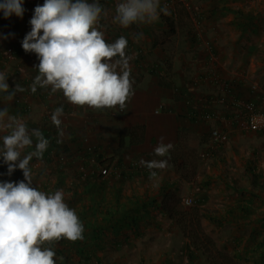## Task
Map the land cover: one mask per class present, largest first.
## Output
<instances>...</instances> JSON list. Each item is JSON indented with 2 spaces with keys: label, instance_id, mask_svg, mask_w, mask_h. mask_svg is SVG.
<instances>
[{
  "label": "rangeland",
  "instance_id": "1",
  "mask_svg": "<svg viewBox=\"0 0 264 264\" xmlns=\"http://www.w3.org/2000/svg\"><path fill=\"white\" fill-rule=\"evenodd\" d=\"M43 2L44 0H23L22 18L12 15L5 19L2 13L3 19L0 22V73L4 74L9 86L8 92H0V110L6 108L9 116L17 117L26 125L29 134L33 129L40 130L43 123L49 125L43 116L50 113L49 103L54 101L36 96L41 106L33 108L26 102L28 98L33 97L30 96L29 87L31 89L32 79L38 73L35 66L39 61L34 53L23 51L21 42L25 35L31 31L29 21L34 8L37 5H43ZM88 2H97L102 8L97 27L99 31L103 32L107 43H113L121 36L127 39L128 44L125 51L130 58V74L133 71L137 74L139 71L148 69H162V73H159L161 76L167 57H170L178 67H183L185 64L188 66L189 63L199 60V57L195 60L193 56L210 53L213 58L217 56L213 63L219 61L218 57H221L219 68L223 70L222 67H224V70L223 74L219 75V79L222 78V81L230 82L232 90L235 92L234 97L242 101L252 100L260 109L262 108L261 110H264V0H160L157 21L135 23L128 28H122L114 22L115 8L121 0L103 2L88 0ZM179 2L183 4L189 17L178 23L174 32H171L162 22L161 17L162 15L170 16ZM236 10L242 11L244 16L248 11H254V19L245 31H241L238 26L232 24ZM199 43H202L203 46L202 44L200 46ZM197 45L199 46L197 47ZM202 47L203 51H201ZM212 54H216V56ZM222 58L228 61L227 64L222 61ZM150 60L154 62L151 63ZM199 70L200 68L197 71L190 69L189 73L199 72ZM191 76L187 74L188 81ZM238 84L242 85L243 89L242 95L239 90L241 97L237 94ZM16 85H19L24 91L16 92L11 101L6 100L5 97L13 91ZM205 90V88L201 89L203 92ZM28 92L29 95H27ZM36 92L38 95V90ZM194 92L191 95L195 96L196 92ZM206 93L213 96V100L216 101L217 86L210 84L209 81V90H206ZM256 96L259 102L256 101ZM57 100L61 101V98ZM21 105L26 110H23ZM220 105L226 106V104ZM71 108L75 109L74 112L64 114L78 127L75 129L78 132L74 134L77 137L84 135L85 138L86 127L84 126V130L81 131L80 128L85 116L89 114V112L86 113L88 107L84 106L85 109H83L71 105ZM95 111L105 115L109 112L114 113L112 109ZM66 117L62 119L64 125L67 121ZM7 134H9L8 130L0 129V146H2V137ZM51 134L54 135V132ZM68 134L67 128L60 131L58 136L55 133V138H57L55 146H48L42 158L33 157L30 161L33 187H37L38 190L46 194H54L56 191L62 190L65 203L69 208L75 210L78 217V213H86L85 221L91 213L107 205L118 203L120 210L124 208L121 206H129L131 203L127 204L126 197L132 192L141 195L143 193L141 189H145L146 192L156 193L158 187L154 182L145 185L143 181L137 184L129 180L122 184V189L104 187L102 184L104 179L92 177L90 174L88 175L89 172H86L87 168L81 157L84 155H81L84 138L76 142V138H68ZM72 139L74 142L66 147L64 141L70 142ZM185 139L189 147L197 149L199 167L194 180L188 186L185 185V189L178 193L180 200L188 199L191 203L185 205L182 202L180 205L186 210L197 206L212 217L224 215L230 207L238 208L240 205H248L247 216L234 211L236 221L230 220V217L227 216L228 219L222 221L221 225H215L205 218H201V228L210 234L217 250L223 255L225 259L223 264H247L245 260L236 259L234 255L235 253H247L251 249L255 250L259 243H262V249H264V202L258 199L248 201L245 199L246 195L240 196L238 191L226 186L219 177L221 175L228 183L236 181V187L241 188L243 193H250L249 176L245 172L244 166L245 160L252 156L257 162L258 171L264 174V134L239 128L234 136L233 134L229 135L224 144L213 145L214 147L209 141L207 144L201 145L195 131H186ZM32 140L33 146L25 148L21 153V158L35 150L37 140L35 137H32ZM213 148H215L214 154L208 153V156L201 157V154H206L207 149ZM252 153L254 154L252 155ZM0 180L16 183L23 181L24 177L18 168L9 175L8 166L0 157ZM206 181H208L206 187L202 186ZM44 188H47V191H44ZM256 191L261 190L257 189ZM259 199L262 197L259 196ZM147 211L150 215H154L156 210L148 209ZM155 216L157 217V214ZM157 222L160 224L158 228L148 227L145 222H140L138 226L142 228L136 230L106 231L101 236L100 242H95L101 247L95 250V255L101 264H206L197 256L193 259L187 257L186 242L168 219L157 218ZM140 233L143 234L139 235ZM84 240L86 245L92 247V241L88 236ZM115 244H118L119 247ZM55 247L60 249L62 246L56 243ZM65 247L68 249V246ZM68 255L72 264H78V256L73 251ZM90 261L91 264H96L94 258H91Z\"/></svg>",
  "mask_w": 264,
  "mask_h": 264
},
{
  "label": "clouds",
  "instance_id": "2",
  "mask_svg": "<svg viewBox=\"0 0 264 264\" xmlns=\"http://www.w3.org/2000/svg\"><path fill=\"white\" fill-rule=\"evenodd\" d=\"M158 9L160 0H121L115 8L114 22L122 28L152 23L159 18ZM0 12L5 19L12 15L22 18L23 0H0ZM101 13L97 2L88 0H44L43 5L34 8L29 21L31 31L21 42L23 51L34 53L39 61L35 66L38 75L31 85L33 93L37 87L50 88L53 94L62 93L69 104L94 110L126 107L133 95L130 58L125 51L128 41L123 36L113 43L105 41L97 27ZM8 90L6 77L0 73V92ZM22 91L16 85L5 99L11 101L16 92ZM62 115L63 107L51 115L58 129ZM0 129L9 131L0 146L8 174L18 168L24 177L20 182L0 183V264H56L55 252L45 244L61 239L82 240L84 226L75 210L65 203L62 190L46 194L32 186L30 161L42 158L49 141L39 129L29 134L26 125L9 116L6 108L0 110ZM32 137L37 140L35 150L21 158L22 151L33 146ZM171 148V144L161 142L154 155L165 157ZM141 164L153 178L157 175L154 169H164L167 161Z\"/></svg>",
  "mask_w": 264,
  "mask_h": 264
},
{
  "label": "crops",
  "instance_id": "3",
  "mask_svg": "<svg viewBox=\"0 0 264 264\" xmlns=\"http://www.w3.org/2000/svg\"><path fill=\"white\" fill-rule=\"evenodd\" d=\"M201 44L202 43H199L200 46ZM199 45H197V47ZM201 51H203V47L201 48ZM217 54L220 55L219 53ZM212 55L216 56V54ZM193 57L195 60L199 57V60L189 63L188 66L185 64L183 67H178V65L172 61V71L170 77L166 80L169 84V89L163 88L159 85V73H162V69H148L146 71H139L137 74L133 71L132 74H130V77L132 76L133 95L127 101L126 107L123 110H120L117 107L112 109L114 111L113 114L109 112L111 115L109 113L105 115L96 113V111L90 107L87 108L86 113L89 112V114L85 116V120L82 121L83 123H81L82 126L80 128L81 131L84 130V126L86 127L87 134L85 135V138L84 135H79L80 137H77V135L74 134L78 132L75 130L78 127H76V125H74L64 113H72L75 109H70L71 105L65 100L62 93L56 92L53 94L51 93L50 88L45 89L37 87L39 92L37 95V92L35 91L33 93L29 87V92L31 94L28 92L27 95L30 94V96L33 97L28 98L26 102H28V106L33 108L34 106H41V103L37 100L36 96L42 99L54 100L53 103H49L50 113L43 116V119L47 120L49 125L43 123L40 129L41 133L44 138H46V135L49 136L51 132H56V136H58L60 131H64V128H67L69 131V134L67 135L68 138L75 137L76 142H79V140L84 138L81 145L83 148L81 155H84L81 157L83 158L84 165H86L87 168V171L85 169L84 170L87 173L89 172L88 175L90 174L92 177L100 176V162L106 159H112L110 167V172L111 169L112 172L105 177L100 176V179L105 180L102 182L104 187L122 189V184L130 180L137 184H139L140 181H143L145 182V185L149 183L153 184L154 182V184L158 187V191L164 183L168 182L169 184H173L172 189H176L178 194L179 191L185 189V185L188 186L189 184L178 181L177 176L173 173L172 168L170 167L168 154L165 157H158L154 155V149L158 146V144L163 142L165 145L171 144L174 146L177 140V133L183 132L185 134L186 131H195L198 136V141H200L201 136L209 127L224 130L230 136L232 134L234 136L235 132L239 131V124L234 119V115L232 114L233 110L231 111L228 108V105H220L217 101L213 100V96L206 93V90H209V81L210 84H213L211 76L208 73L211 72L209 71V68L215 71H213V74L216 75L217 78H219V75L224 70V67H222L223 70L219 68V66H221L219 63V61H221V57H218L219 61L216 63H213V61L217 56L213 58L210 53L203 54V56L198 54L197 57ZM222 61L225 64L228 62L224 60V58H222ZM150 62L152 63L154 61L150 60ZM198 68H200L201 71L199 70V72L189 73L190 69H195L197 71ZM207 68L208 70H205ZM187 74H189V76L192 75V78L190 77L189 81L187 79ZM36 75H38V73L34 75L32 83ZM204 88L206 89L205 92L201 91V89ZM236 88L237 94L240 96V90L242 95V85L238 84ZM194 89L196 90V93L193 91ZM192 92L196 95H191ZM234 95L235 92L231 90L228 99L230 101L236 99ZM60 98L61 101H58L57 99ZM255 98L256 101L259 102L257 96ZM208 102H210V104H207ZM58 107H63V115L60 117L61 121H63V118H67L65 125L61 123L59 129L54 126L51 121V115ZM21 108L26 110L22 105ZM82 108L85 109L84 107ZM203 110L213 111V121L205 123L200 119V112ZM137 125H143L146 128L144 142L139 145L131 146L125 143L122 149L118 148V137L120 131ZM64 142L66 147H69V144L74 142V139L70 142ZM152 160H166L167 165L162 170L154 169V171L157 172V175L150 178L149 170L145 166H142L141 161L150 162ZM141 190L146 192L145 189ZM133 194L140 195V193L138 194L134 192L129 195L127 194V197L124 196L126 197V202L135 196ZM146 194L152 195L153 193L146 192ZM155 214H157V217ZM155 214L150 215V218H147L149 224H145H147L148 227L153 226L158 228L160 224L157 222V218H166L157 211H155ZM154 216L156 217V220ZM136 227L142 228L138 225ZM142 234L143 233H140L139 235Z\"/></svg>",
  "mask_w": 264,
  "mask_h": 264
},
{
  "label": "trees",
  "instance_id": "4",
  "mask_svg": "<svg viewBox=\"0 0 264 264\" xmlns=\"http://www.w3.org/2000/svg\"><path fill=\"white\" fill-rule=\"evenodd\" d=\"M97 1L103 2L107 0ZM254 16L255 14L253 10L248 11L245 16L242 11L236 10L232 24L238 26L241 31H245L248 27H250ZM187 17L189 16L185 11V7L181 2H179L170 16L162 15L161 19L163 20L162 22L165 26L171 32H174L177 24L183 22ZM2 19V12H0V22ZM171 71L172 60L170 57H167L164 62L163 74L160 76L159 80V85L161 87L166 89L170 88L166 80L170 77ZM145 130L146 128L143 125L123 129L119 133L118 148L122 149L125 143L129 146L142 144L145 139ZM55 133L56 132H54V135H46V139L49 141L48 146H55V141H57ZM256 133L264 134V130ZM184 136L185 134L183 132L177 133L176 143L169 150L168 158L170 167L172 168L173 173L177 176L178 181L190 184L197 175L199 161L197 149L189 147L186 144ZM208 141L210 143V133L209 131H206L200 138L201 145L207 144ZM214 152L215 148L207 149L206 155L208 156V153L212 155ZM253 154L254 153H252V155ZM111 162L112 159H106L100 162V169L110 168ZM223 162L224 161L222 159V163ZM244 166L245 172L249 176L248 180L251 188L250 193H243L244 191H242L241 188L236 187V181L228 183L220 175L219 178L221 182L238 191L240 196L246 195L245 199L248 201L258 199L264 202V174L258 171L257 162L252 156L245 160ZM100 176L105 177L103 175ZM100 176H96V178L100 179ZM0 183H2L1 180ZM207 184L208 181L203 182L202 186L206 187ZM172 186V183L169 184L167 182L164 183V185H162L155 194L147 195L146 192H143L141 195L133 194L135 196L130 198L127 202V204L131 203L129 206H121L124 208L120 210L118 203H115L114 205H107L106 207L99 208L96 212L91 213L87 221H85L86 213H78L79 219L84 226L83 239L75 242L61 239L60 241L52 242L51 245L46 243L45 246H50L52 250H54L56 264H72L70 256L68 255L71 251L78 256V264H91V258L96 260V264H101L99 258L95 255V250L101 247L95 244V242H100L101 236H103L106 231L121 232L124 229L136 230V226L140 222L149 224L147 218H150V214L147 210L153 209L162 216H165L166 219L174 225L181 238L186 242V252L189 259H193L197 256L198 258L204 260V263L206 264H223V261H225L223 255L217 250L210 234L206 233L201 228V218H205L212 224L221 225L222 221L227 220L228 217H230V220L236 221L234 211L241 213L243 216H247L249 206L240 205L238 208L230 207V209L225 211L224 215H216L212 217L211 215L204 213L197 206L191 207L188 210L182 207V205H180L182 200H180L176 189H172ZM257 189L261 191H256ZM44 191H47V188H44ZM259 196H261L262 199H259ZM87 236L92 241V247L84 243V239H86ZM56 243L60 244L62 247L60 249L56 248ZM115 245L119 247L118 244ZM65 246H68V249ZM262 246V243H259L255 250L251 249L250 251H247V253H235L234 256L236 259L245 260L247 264H264V249H262Z\"/></svg>",
  "mask_w": 264,
  "mask_h": 264
},
{
  "label": "built area",
  "instance_id": "5",
  "mask_svg": "<svg viewBox=\"0 0 264 264\" xmlns=\"http://www.w3.org/2000/svg\"><path fill=\"white\" fill-rule=\"evenodd\" d=\"M207 43V42H206ZM208 72L211 76L212 83L217 86L218 95L216 97V101L219 104H226L228 108L232 111L234 119L238 122L239 128H245L251 132H260L264 130V111L261 110L258 105H256L252 100H229L228 96L232 90V86L230 82L222 81L221 79L217 78L216 75L213 74V71ZM230 101V102H229ZM206 103V102H205ZM158 112V111H156ZM214 113L212 110H203L200 112V119L208 123L213 121ZM207 131L210 133V143L211 145H222L224 144L229 137V134L221 130L219 128H208ZM214 147V146H213ZM204 154H201V157H205ZM110 173V170L107 168L100 170V175L107 176ZM185 205L190 204V200L185 199L182 201Z\"/></svg>",
  "mask_w": 264,
  "mask_h": 264
}]
</instances>
